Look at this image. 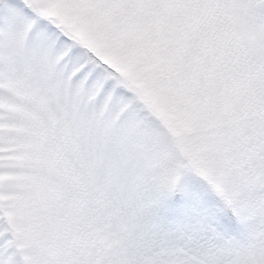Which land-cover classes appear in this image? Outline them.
<instances>
[{"label": "snow or ice", "instance_id": "1", "mask_svg": "<svg viewBox=\"0 0 264 264\" xmlns=\"http://www.w3.org/2000/svg\"><path fill=\"white\" fill-rule=\"evenodd\" d=\"M58 2L147 45L156 86L203 127L187 157L165 155L139 132L143 109L113 61L33 0L0 8V87L27 77L52 110L58 178L31 264H264V0ZM6 151L0 127V172ZM10 228L0 212V264H19Z\"/></svg>", "mask_w": 264, "mask_h": 264}, {"label": "rangeland", "instance_id": "2", "mask_svg": "<svg viewBox=\"0 0 264 264\" xmlns=\"http://www.w3.org/2000/svg\"><path fill=\"white\" fill-rule=\"evenodd\" d=\"M13 2L3 0L0 8ZM32 6L39 16L63 26L78 42L114 62L143 109L138 130L144 138L156 142L165 155L187 157L199 146L200 117L156 86V63L147 45L142 47L128 32H114L99 20L69 11L58 0H33ZM0 109L5 148L13 149L5 152L0 172V212L11 225L19 264H31L32 254L47 238L43 209L58 178L47 134L52 110L48 99L24 76L4 81ZM188 179L213 197L234 230L242 231L239 216L232 215L233 209L205 181L194 174Z\"/></svg>", "mask_w": 264, "mask_h": 264}]
</instances>
